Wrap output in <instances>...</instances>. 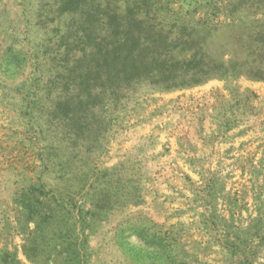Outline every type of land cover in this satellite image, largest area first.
<instances>
[{
  "label": "rangeland",
  "instance_id": "374dc122",
  "mask_svg": "<svg viewBox=\"0 0 264 264\" xmlns=\"http://www.w3.org/2000/svg\"><path fill=\"white\" fill-rule=\"evenodd\" d=\"M0 264H264V0H0Z\"/></svg>",
  "mask_w": 264,
  "mask_h": 264
},
{
  "label": "trees",
  "instance_id": "16d2710c",
  "mask_svg": "<svg viewBox=\"0 0 264 264\" xmlns=\"http://www.w3.org/2000/svg\"><path fill=\"white\" fill-rule=\"evenodd\" d=\"M119 25L124 33L120 39L121 51L113 52L117 59H121V67L118 69L117 73L118 78L121 84H125L126 82L132 84L134 81L135 83H139L142 74L148 76L149 73L153 71L152 67H154L159 60H164L163 62L166 63L168 55L158 51L159 41L155 36H151L153 31H150L148 34H143L141 31H137L130 27L127 22H121ZM198 56L201 57V61H199L200 67H196L193 71L182 70V77L179 83L175 80L177 78L180 79L176 73H170L168 75L166 72H161L158 73L160 75H153V78H159L160 84H163L160 86L163 88L172 89L188 84H198L208 77L219 75L227 76L229 74L228 68L219 67L217 71H215V69H211L210 65L203 64L204 58L199 55L198 51L194 53L192 58L195 60ZM146 70H149L147 74ZM144 71L145 73H143Z\"/></svg>",
  "mask_w": 264,
  "mask_h": 264
}]
</instances>
